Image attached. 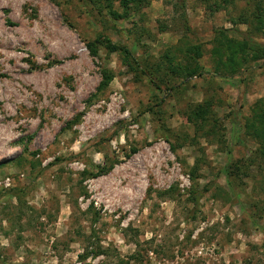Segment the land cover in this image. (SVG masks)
<instances>
[{"label":"rangeland","instance_id":"obj_1","mask_svg":"<svg viewBox=\"0 0 264 264\" xmlns=\"http://www.w3.org/2000/svg\"><path fill=\"white\" fill-rule=\"evenodd\" d=\"M181 1L113 20L87 0H0V264H264V150L243 126L264 60L221 76L210 58L217 31L264 30L230 22L246 0ZM98 35L133 68L91 56ZM196 43L202 75L156 70ZM206 101L215 126L194 115Z\"/></svg>","mask_w":264,"mask_h":264},{"label":"trees","instance_id":"obj_2","mask_svg":"<svg viewBox=\"0 0 264 264\" xmlns=\"http://www.w3.org/2000/svg\"><path fill=\"white\" fill-rule=\"evenodd\" d=\"M86 1V0H85ZM88 2L97 5L99 13L105 11L113 20L128 18L132 13L135 14L139 10L148 5L149 0H87ZM206 8L210 11L218 10L232 4L234 0H201ZM184 0L181 1L183 3ZM118 5L120 10L115 7ZM96 7V6H95ZM184 10V9H183ZM245 13H240L236 18H230L233 25L246 24L253 32L264 30V0H246ZM186 16V13L183 12ZM212 47L210 48V58L213 61V72L224 76L230 75L237 71L249 59L256 61L264 60V45L252 40L249 35H244L240 39L228 38L224 30L216 32L212 39ZM86 47L91 56L98 55V49L104 48L108 54L121 52L123 60L128 67L133 68L132 62L136 60L132 57L131 51L123 45L114 43L110 38L104 35H98L93 40L86 43ZM203 49L200 44L196 43L188 46L179 47L172 51L165 50L160 57V62L156 64L157 71L159 66L166 68L168 73H171L175 78L185 80L189 77L202 75L203 65L200 64L203 56ZM139 67V66H137ZM102 79L99 84L103 88L109 84L112 79V73L109 68L103 67L101 70ZM210 102L206 101L203 105H199L194 111L196 117H204L206 113H210L213 126L217 125L216 118H213L212 112L209 110ZM244 129L247 132H252L258 138L264 150V96L257 99L250 107V113L243 123ZM171 147V146H170ZM172 149L174 150L173 146ZM101 252V251H100ZM85 253L81 257H88ZM98 252L92 254V257Z\"/></svg>","mask_w":264,"mask_h":264}]
</instances>
